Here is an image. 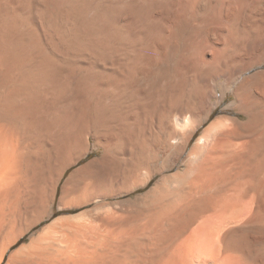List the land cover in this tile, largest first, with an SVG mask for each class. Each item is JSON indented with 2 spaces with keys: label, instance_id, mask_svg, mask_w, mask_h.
<instances>
[{
  "label": "bare ground",
  "instance_id": "1",
  "mask_svg": "<svg viewBox=\"0 0 264 264\" xmlns=\"http://www.w3.org/2000/svg\"><path fill=\"white\" fill-rule=\"evenodd\" d=\"M0 264H264V0H0Z\"/></svg>",
  "mask_w": 264,
  "mask_h": 264
},
{
  "label": "rangeland",
  "instance_id": "2",
  "mask_svg": "<svg viewBox=\"0 0 264 264\" xmlns=\"http://www.w3.org/2000/svg\"><path fill=\"white\" fill-rule=\"evenodd\" d=\"M221 87H226V83L225 82H222L221 83ZM233 96H231V94H229V98H228V101L223 103L222 106H219V107H223L224 105L227 107H230V105L233 103ZM100 153V149H95L93 146L91 148V151H90V154L88 157H86L85 159L82 160V163L84 161H87L89 160L91 157H94L95 155L99 154ZM152 184H153V181H152ZM149 186H151V184H149ZM143 190H145V188H143Z\"/></svg>",
  "mask_w": 264,
  "mask_h": 264
}]
</instances>
